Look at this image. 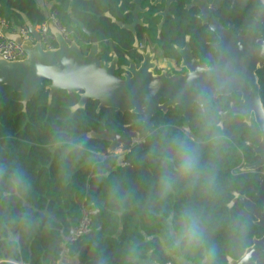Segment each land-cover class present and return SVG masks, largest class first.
I'll use <instances>...</instances> for the list:
<instances>
[{"label": "trees", "instance_id": "obj_1", "mask_svg": "<svg viewBox=\"0 0 264 264\" xmlns=\"http://www.w3.org/2000/svg\"><path fill=\"white\" fill-rule=\"evenodd\" d=\"M48 1L61 22L74 31L75 38L86 36L82 27L91 31L100 29L99 37L106 34L105 17L94 9L96 0ZM47 11L38 0H0V14L20 27L42 23ZM210 57L214 61L215 56ZM257 74L264 105V66ZM47 83L38 86L25 106L22 93L0 83V161H7L24 172L27 186L22 202L34 221L31 228L21 232L14 249L0 244V264H56L63 260L65 248V258L75 257L76 262L63 264H99L102 259L107 264H123V252L133 241L140 242L144 249L155 248L153 257L159 263L168 262L169 257L156 240L148 239L159 231L148 207L134 198L117 214L113 206L104 203V193L117 178L142 194L156 175L148 155L150 148L162 137L187 134L205 139L201 106L195 104L192 109L189 131L182 129L180 106L169 107L165 113L157 112L144 142L132 146L120 159L121 153L107 152L109 141L87 137L86 133L102 132L104 128L119 132L124 128L123 123H129L134 115L107 107L97 111L96 100H88L84 108L71 111L70 107L79 99L78 93L56 90L49 102ZM206 100L218 123L220 111L229 108V100L237 102L239 93L215 98L211 91L203 97V104ZM220 128L222 140L218 145H202L205 159L212 158L217 164L218 188L213 207L222 218L242 214L247 224L238 243L219 252L218 264H227V256L238 259L253 238L264 233V228L254 223L253 215L239 200L228 206L233 192L244 194L262 206L256 193L264 167L240 171L244 163L257 159L250 143H258L260 130L253 118L247 124L240 115L229 114ZM69 140L76 145L82 143L83 147H77L69 160L63 161L62 153ZM94 208L97 212L91 216L89 231L67 241L69 231L79 223L83 213ZM251 264H264V251Z\"/></svg>", "mask_w": 264, "mask_h": 264}, {"label": "water", "instance_id": "obj_2", "mask_svg": "<svg viewBox=\"0 0 264 264\" xmlns=\"http://www.w3.org/2000/svg\"><path fill=\"white\" fill-rule=\"evenodd\" d=\"M48 25L55 38V46L51 48L42 47L33 24H28V30L35 38L33 44L22 41L17 33H5L8 39L21 44L25 57L6 60L0 56V83L22 93L24 106L36 93L38 86L48 81L46 88L49 102L56 90L79 94L77 103L70 107L71 111L84 108L88 100H96L98 109L107 107L142 115L144 126L137 135L141 139L149 131L151 118L158 111L166 112L168 107L181 106L183 129L189 131L188 120L193 105H203L202 98L210 89L214 97L238 92L240 101L237 104L231 103L227 110L220 112L219 125L222 126L229 114L240 115L247 124H251L253 118L260 130V139L257 144L250 145L258 158L252 163H244L240 171L264 167V105L257 74L264 66V37L234 34L230 29L213 24L212 28L220 37V41L214 44L220 52L214 65L202 66L198 60L184 58L181 65L188 69L185 74L166 76L164 72L154 74L150 69L140 67L132 71L131 75L118 76L114 73L117 67L115 56L107 63L97 57L99 43L94 32L83 28L92 41L84 53L74 38L67 40L51 22ZM160 98L166 100L160 102ZM86 136L109 141L107 152L119 147V158L122 159L133 146L131 142L136 132L119 134L90 131ZM256 194L262 206L238 192H233L234 197L228 206L239 200L243 208L253 215L254 223L264 228V173L260 176ZM263 251L264 233L254 237L251 245L246 247L238 259L227 256V264L257 262Z\"/></svg>", "mask_w": 264, "mask_h": 264}, {"label": "clouds", "instance_id": "obj_3", "mask_svg": "<svg viewBox=\"0 0 264 264\" xmlns=\"http://www.w3.org/2000/svg\"><path fill=\"white\" fill-rule=\"evenodd\" d=\"M258 23V18L253 20L254 25ZM200 117L205 139L187 134L164 136L152 145L148 155L156 175L142 194L117 178L104 193V203L113 206L117 214L134 198L148 207L159 225V231L148 239L156 240L169 264H218L220 250L234 247L247 227L242 214L229 218L215 214L217 164L212 158L205 159L202 145H218L222 129L207 100L200 108ZM66 143L63 161L69 160L77 147H83L70 140ZM26 186L27 178L19 167L0 161V244L10 249L19 244L21 232L34 224L31 211L22 202ZM154 251L133 241L123 252V264H159ZM99 264L107 261L102 259Z\"/></svg>", "mask_w": 264, "mask_h": 264}, {"label": "flooded vegetation", "instance_id": "obj_4", "mask_svg": "<svg viewBox=\"0 0 264 264\" xmlns=\"http://www.w3.org/2000/svg\"><path fill=\"white\" fill-rule=\"evenodd\" d=\"M96 2L94 9L99 11L100 16L105 17L103 24L106 25V34L99 37L100 29L87 30L94 32L97 37L99 59L107 63L116 57L117 67L114 73L118 76L131 75L132 71L140 67L150 69L154 74L164 72L166 76L185 74L188 69L181 65L184 58L198 60L202 66L214 65L220 54L214 44L220 41V37L212 28L213 24L230 29L234 34L264 37V0H96ZM256 18L259 19V23L254 25L253 20ZM83 28L85 27H82V30ZM83 32L86 36L79 35L75 38L73 31L71 38H74L86 53L92 41L84 30ZM211 55L215 56L214 61ZM211 91L213 96L212 89L207 94ZM165 100L160 98V102ZM239 101L240 94L237 102L229 100V107L231 103L237 104ZM195 104L198 103H194L193 107ZM96 109L100 110L98 103ZM181 109L183 116V108ZM132 114L134 117L129 123H123L124 128L121 131L113 132L104 128L102 132L120 134L134 131L136 136L131 144L141 145L153 127V117L149 131L139 139L137 135L142 132L144 126L142 115ZM138 124L140 128H137ZM115 150L121 153L119 147Z\"/></svg>", "mask_w": 264, "mask_h": 264}, {"label": "built area", "instance_id": "obj_5", "mask_svg": "<svg viewBox=\"0 0 264 264\" xmlns=\"http://www.w3.org/2000/svg\"><path fill=\"white\" fill-rule=\"evenodd\" d=\"M49 22L56 26L67 40L72 37L73 30L67 28L61 22L55 10L48 9L47 18L42 23L34 25L37 33L39 34V40L43 48H51L55 46V38L49 30ZM6 32L17 33L20 35L22 41H27L30 44H33L35 42V38L29 32L28 28L13 25L0 14V56L6 60H16L25 57V51L21 44L8 39L5 36ZM96 212V208L84 212L79 223L69 231L66 240H72L89 231L91 216ZM63 251L64 253L62 254H65L67 249L65 248ZM159 264H169V261Z\"/></svg>", "mask_w": 264, "mask_h": 264}, {"label": "crops", "instance_id": "obj_6", "mask_svg": "<svg viewBox=\"0 0 264 264\" xmlns=\"http://www.w3.org/2000/svg\"><path fill=\"white\" fill-rule=\"evenodd\" d=\"M41 6L46 7L47 10L50 9V6L52 5V2H49L48 0H38ZM63 257L62 263H75L76 258L75 257Z\"/></svg>", "mask_w": 264, "mask_h": 264}, {"label": "rangeland", "instance_id": "obj_7", "mask_svg": "<svg viewBox=\"0 0 264 264\" xmlns=\"http://www.w3.org/2000/svg\"><path fill=\"white\" fill-rule=\"evenodd\" d=\"M116 151V153H119L118 151L119 150H115ZM62 255H64V254H62ZM63 261H59V262H57L56 264H61ZM63 264V263H62Z\"/></svg>", "mask_w": 264, "mask_h": 264}]
</instances>
